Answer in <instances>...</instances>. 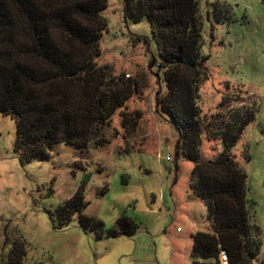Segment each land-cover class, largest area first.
Wrapping results in <instances>:
<instances>
[{"label": "rangeland", "instance_id": "374dc122", "mask_svg": "<svg viewBox=\"0 0 264 264\" xmlns=\"http://www.w3.org/2000/svg\"><path fill=\"white\" fill-rule=\"evenodd\" d=\"M200 1L210 72L200 89L201 115L214 117L242 104L258 107L234 154L248 174V197L257 203L264 264V0ZM214 4L223 19L218 23L207 18ZM123 6V0H108L98 65L113 77L130 78L137 94L87 147L59 143L50 159L23 162L15 119L0 115V262L18 240L24 264H192V236L211 230L206 205L190 192L194 165L180 156L177 173L179 133L156 110L159 69L150 64L159 54L149 23H126ZM225 96L237 100L224 106ZM201 151L204 159L216 160L222 144L205 136ZM84 185L85 215L102 221L106 231L127 217L140 226L137 235L98 240L79 227L78 217L61 227L57 210Z\"/></svg>", "mask_w": 264, "mask_h": 264}, {"label": "trees", "instance_id": "16d2710c", "mask_svg": "<svg viewBox=\"0 0 264 264\" xmlns=\"http://www.w3.org/2000/svg\"><path fill=\"white\" fill-rule=\"evenodd\" d=\"M123 2L126 23H149L159 54L150 68L159 69V89L166 87L157 94L156 110L179 133L177 173L180 156L193 163L190 192L206 205L211 223V230L192 236L191 263L263 264L261 229L254 221L257 203L248 197V174L234 154L246 128L256 121L258 107L239 102L242 106L214 117L201 115L200 89L210 72L200 0ZM107 9L108 0H0V115L15 119L16 151L23 162L50 159L59 143L87 147L137 94L130 78L113 77L98 65ZM207 18L223 21L217 4ZM236 100L225 96L223 105ZM205 136L222 144L216 160L203 158ZM84 192L85 185L57 210L61 227L78 217L79 227L98 240L137 235L140 226L127 217L106 231L102 221L85 215L89 203ZM25 258L23 243L15 240L0 264H24Z\"/></svg>", "mask_w": 264, "mask_h": 264}, {"label": "built area", "instance_id": "2783aa9c", "mask_svg": "<svg viewBox=\"0 0 264 264\" xmlns=\"http://www.w3.org/2000/svg\"><path fill=\"white\" fill-rule=\"evenodd\" d=\"M166 160H167L168 162H170V161H171V158H170V157H167Z\"/></svg>", "mask_w": 264, "mask_h": 264}, {"label": "water", "instance_id": "95a60500", "mask_svg": "<svg viewBox=\"0 0 264 264\" xmlns=\"http://www.w3.org/2000/svg\"><path fill=\"white\" fill-rule=\"evenodd\" d=\"M225 264H227V263H225Z\"/></svg>", "mask_w": 264, "mask_h": 264}, {"label": "crops", "instance_id": "0c3cea01", "mask_svg": "<svg viewBox=\"0 0 264 264\" xmlns=\"http://www.w3.org/2000/svg\"><path fill=\"white\" fill-rule=\"evenodd\" d=\"M207 216V215H206Z\"/></svg>", "mask_w": 264, "mask_h": 264}]
</instances>
